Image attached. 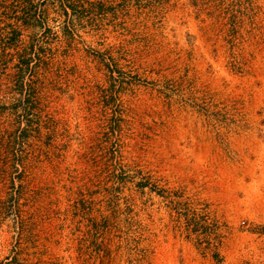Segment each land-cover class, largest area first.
<instances>
[{
	"label": "rangeland",
	"instance_id": "374dc122",
	"mask_svg": "<svg viewBox=\"0 0 264 264\" xmlns=\"http://www.w3.org/2000/svg\"><path fill=\"white\" fill-rule=\"evenodd\" d=\"M0 264H264V0H0Z\"/></svg>",
	"mask_w": 264,
	"mask_h": 264
}]
</instances>
